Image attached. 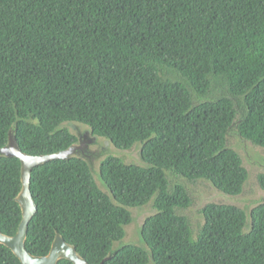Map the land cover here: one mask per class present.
<instances>
[{"label":"trees","instance_id":"16d2710c","mask_svg":"<svg viewBox=\"0 0 264 264\" xmlns=\"http://www.w3.org/2000/svg\"><path fill=\"white\" fill-rule=\"evenodd\" d=\"M70 120L118 148L141 141L144 165L114 155L102 162L117 203L83 159L34 167L30 253L47 255L59 232L99 264L125 237L131 209L154 200L143 234L155 264H264V204L250 231L242 209L209 204L196 236L177 212L191 203L184 178L244 191L248 171L230 131L264 148V0H0V148L16 124L24 152L66 150L77 137L58 126ZM21 174L18 157L0 156L7 235L22 220ZM0 264L22 263L0 243ZM104 264H151L150 254L128 244Z\"/></svg>","mask_w":264,"mask_h":264},{"label":"water","instance_id":"95a60500","mask_svg":"<svg viewBox=\"0 0 264 264\" xmlns=\"http://www.w3.org/2000/svg\"><path fill=\"white\" fill-rule=\"evenodd\" d=\"M16 124L13 125L9 131V139L7 145L0 148V156L5 157H18L21 161L22 167V189L16 197V201L19 203L22 210V220L19 224L18 231L15 235H7L0 229V243L9 247L14 254L20 259L22 264H58L62 259H68L74 264H89L88 261L79 254L76 247L68 243L62 234L56 233L50 252L45 256H36L30 253L26 247V240L28 235L29 223L33 216L37 212V203L35 202L32 190H31V177L33 168L44 164L53 159H69L77 157L85 160L94 176V179L98 187L106 192L114 203H117L113 192L109 185L102 178L101 164L106 158L111 155L117 157H129L132 161L137 162L143 166L139 152L143 148V143L138 141L131 149L118 148L113 140L109 137L102 136L93 133V128L83 122L74 120L65 121L61 123L58 128H68L70 133L77 137V141L73 143L66 150L45 155H31L24 152L16 137ZM237 138L242 139L250 145V149H256L255 145H251L239 132L236 134ZM229 137V136H228ZM235 152H237L242 159H244L240 150L236 146H230ZM246 166V164H244ZM254 172L264 173V163L261 165H255L248 171V177L244 186H248L253 178ZM264 193V191H263ZM227 196H231L226 194ZM232 197H238L232 196ZM263 202V201H262ZM227 203V202H225ZM257 205H253L250 209H245L247 214V222L245 225H249L252 219V210ZM132 220L130 224L125 228L126 235L120 240L113 242L112 249L108 255L99 263L104 264L106 260L111 259L115 253L128 244H135L143 248L150 254V263L155 264L153 253L149 248L147 241L144 238L143 228L145 224V213L153 215L156 211L150 208L148 205H142L131 209ZM245 231L246 227L244 228Z\"/></svg>","mask_w":264,"mask_h":264},{"label":"flooded vegetation","instance_id":"af4514ba","mask_svg":"<svg viewBox=\"0 0 264 264\" xmlns=\"http://www.w3.org/2000/svg\"><path fill=\"white\" fill-rule=\"evenodd\" d=\"M236 134H237L236 130H232L228 133V136H229L228 138L230 141L229 147L230 146L238 147V150H240L241 154L244 157V159L242 158L241 159L243 161V165L246 164L245 167L247 171H249V169L255 165L263 164L264 163V148L260 146H255L256 149H250V145L246 143L245 141H243L242 139L237 138ZM123 157L125 158V162H128V163L134 162L129 157H126V156H123ZM260 174H264V173L254 172L253 178L251 179L250 184L246 187L244 186V191L238 194H229L227 192H224L223 190L219 189L214 183L207 182L203 179L189 181L186 178H184L183 182L190 195L191 203L188 206V208H185V209L178 208L177 212L188 214V216L191 218L192 227L194 229V235L196 236L197 232L201 229V227L206 222L205 208L207 205L209 204L228 205V206L238 207L242 209L243 211H244V208L250 209L253 205H257L252 210V219H251L250 224L248 226L244 225V228L246 227V230L250 231L253 225V213L255 209L264 204V193H263L264 185L258 179V176ZM169 179L173 185L178 183L175 177H174V180L171 178V176ZM226 194H229L231 196H227ZM236 195L238 197H232ZM147 205L150 208H153L156 211V213L158 212V209L154 208V200L149 202ZM149 215L150 214L147 215L145 213L146 218ZM246 222H247V214H246L245 224Z\"/></svg>","mask_w":264,"mask_h":264}]
</instances>
